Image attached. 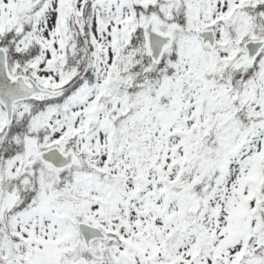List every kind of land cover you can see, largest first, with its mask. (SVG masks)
I'll return each instance as SVG.
<instances>
[{
    "label": "snow or ice",
    "instance_id": "6c2138e0",
    "mask_svg": "<svg viewBox=\"0 0 264 264\" xmlns=\"http://www.w3.org/2000/svg\"><path fill=\"white\" fill-rule=\"evenodd\" d=\"M0 264H264V0H0Z\"/></svg>",
    "mask_w": 264,
    "mask_h": 264
}]
</instances>
